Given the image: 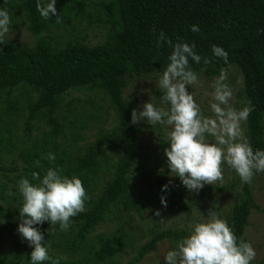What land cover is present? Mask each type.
Wrapping results in <instances>:
<instances>
[{
    "label": "trees",
    "instance_id": "trees-1",
    "mask_svg": "<svg viewBox=\"0 0 264 264\" xmlns=\"http://www.w3.org/2000/svg\"><path fill=\"white\" fill-rule=\"evenodd\" d=\"M36 5L37 0H0V9L9 12L11 22L12 16H17L32 38L30 46L6 42L0 47V101H6L13 90L24 88L27 95L24 133L29 134L33 121H44L48 126L45 142L50 144L48 148L42 142L39 147L34 142L32 149L18 151L17 157L24 165L18 178H27L35 184L32 173L37 172L43 178L50 167L62 169L63 176L80 178L89 197L85 210L72 218L65 233L49 235L52 249H59L73 259L49 255L59 258L60 264H113L127 233H118V223L117 233H93L116 215L119 206L124 212L133 209L140 213L130 180L144 160L137 145L138 129L131 123L133 109L122 97L127 86L125 78L133 75L159 79L172 51L166 43L158 46L161 31L173 43H194L197 54L212 59L208 65L203 60L199 64L189 60L199 76L211 79L219 77L221 70L237 72L240 81L236 97L241 102L236 107L251 108L243 124L245 138L254 151L264 150V0H57L55 7L62 23L55 22L56 16L44 20ZM92 25L104 30L103 40L88 46L84 34ZM193 25L198 26V32L190 30ZM213 45L227 52V64L213 57ZM77 90H98L112 111L110 128L101 130L83 147L71 145L82 137L72 131L67 139L61 121L64 117L58 113L62 96ZM7 108L14 109L12 105ZM84 115L97 120L95 115ZM0 123V151L7 153L13 146L12 127L6 121ZM75 124L68 121L71 129H75ZM60 137L64 143L58 144ZM167 146L168 141L160 145L164 173L169 171L164 155ZM57 148H62L59 153H55ZM105 152L113 157H107ZM48 153L55 154L54 162L43 159ZM36 161L40 162L39 167ZM9 170L15 171L16 167ZM235 180L241 182L237 174ZM235 180L231 187L235 186ZM157 183L164 186V178L159 177ZM215 188L218 192L224 190ZM169 190L161 195L171 196ZM240 190L225 217L238 243L250 207L257 209L249 183L241 182ZM201 191H210V187L205 185ZM136 197L143 195L137 193ZM13 218L0 206V220H5L0 228L17 232L20 221ZM40 226L42 231L50 228L48 222ZM147 234L150 238L124 264H138L147 254L156 252L162 240L176 244L189 232L160 230L156 226L149 228ZM0 264L16 262L0 257Z\"/></svg>",
    "mask_w": 264,
    "mask_h": 264
},
{
    "label": "clouds",
    "instance_id": "clouds-1",
    "mask_svg": "<svg viewBox=\"0 0 264 264\" xmlns=\"http://www.w3.org/2000/svg\"><path fill=\"white\" fill-rule=\"evenodd\" d=\"M56 2L37 0L36 8L44 20L56 16L55 22L62 23ZM10 25L9 12L0 9V45L4 44L10 32ZM190 30L198 32L199 28L193 25ZM157 43L160 47L166 43L172 49L169 62L157 81L162 106L146 102L142 110L133 109L131 123L136 125L143 121L152 127L162 125L170 129L166 133L168 146L164 149L167 168L170 176L179 178L189 192H198L205 185L222 182L224 165L233 170L242 183H251L255 174L264 173V150L254 151L242 128L251 108L238 110L230 105L233 91L225 83L226 72L221 70L209 94L212 115L205 116L188 90L200 83L199 75L189 60L197 64L203 60L208 65L212 59L197 54L194 43H173L162 31ZM211 51L213 57L227 64L228 54L223 48L213 45ZM43 159L54 162L56 156L48 153ZM36 164L40 166L39 161ZM61 173L62 169L50 167L43 178L37 172L32 173V181H37L35 184L27 178L18 181L17 191L22 201L18 209L20 223L17 232L22 242L27 241L33 249L28 264H60L59 258L49 255V242H45L44 234L35 226L48 222V235L57 226L60 231H67L72 218L85 210L89 199L80 178H69ZM168 190L169 185H164L162 191ZM161 204L167 206L164 196ZM155 215L160 216V211L157 210ZM255 257L251 244L243 240L238 243L227 221L209 210L205 222L195 223L189 235L179 240L173 250L166 252L164 264H252Z\"/></svg>",
    "mask_w": 264,
    "mask_h": 264
},
{
    "label": "rangeland",
    "instance_id": "rangeland-1",
    "mask_svg": "<svg viewBox=\"0 0 264 264\" xmlns=\"http://www.w3.org/2000/svg\"><path fill=\"white\" fill-rule=\"evenodd\" d=\"M16 17L12 16L10 32L0 47L4 46L6 42L31 45L30 34ZM103 33V29L92 25L85 30L84 41L88 46H95L103 40ZM225 72L227 76L225 82L233 91L230 105L238 109L236 106L241 100L236 97V91L239 87L240 77L233 69ZM216 78L205 79L199 76L200 83L192 85L188 89L205 116L212 115L210 110L212 101L209 94L213 91L212 85ZM125 81L127 86L123 90L122 97L132 109L142 110V106L146 102H152L157 107L162 106L159 99L161 92L157 87L158 78L128 75ZM24 90V88L15 89L6 101H0V121L8 122L13 133V137L10 139L13 146L10 147L9 152L0 151V167L4 169L0 171V206L4 208L5 214H13V219L18 222L20 221L18 209L21 207L22 198L17 191V184L21 179L18 178L22 172L21 167L24 165L17 157V153L22 149H32L34 142L39 147H41L42 142L45 147H50V144L45 142L48 126L44 121H33L29 134L24 133V121L27 114L25 109L27 95H25ZM101 95L98 90H77L62 96L58 113L59 117H64L61 120L64 126V134L67 139H69V133L72 131L79 133L82 137L80 140L76 139L75 144L71 145L83 147L84 144L92 142L101 130L105 131L110 128L112 111L107 108L106 103L101 99ZM9 105H12L14 109H8ZM164 107L167 106L164 105ZM87 113L95 115L97 120H89L84 115ZM68 121L76 123L75 129L70 128ZM132 125L138 129L137 145L144 159L141 161V168L133 171L130 180L133 187L132 194L140 206V213L138 214L133 209L124 212L119 206L116 215L110 216L109 220L93 233V235L117 233L116 223L119 225V234L127 233L128 236L124 240L123 247L116 253L113 264H124L131 259L140 245L150 238V235L147 234L149 228L158 226L160 230L178 229L190 232L195 223L205 222L209 210L215 211L219 218L225 220L236 201L237 194H241V182L235 180L236 173L227 165H224V180L222 182L206 185L210 187V191L189 192L179 178L171 177L169 171L164 173L163 153L160 145L167 141L166 133L170 129L162 125L152 127L143 121ZM0 126H2L1 123ZM209 141L211 142L210 137ZM57 142L58 144L64 143V139L60 137ZM61 149L57 148L55 153H59ZM105 154L107 157H113L107 152ZM12 167H16V170L10 171L9 169ZM159 177L164 178L165 185H169L171 193V196H165L166 207L161 204V192L166 191H162L163 186L157 183ZM234 180L236 184L231 187ZM170 181L171 183H169ZM215 187H223L224 190L218 192ZM249 190L252 202L257 209L250 207L247 225L243 229L241 239L250 243L255 250L256 257L252 264H264V173L254 175L252 182L249 183ZM10 192L13 195H9ZM137 193H141L143 197H136ZM157 210L160 211V216L155 215ZM4 222V219L0 220V223ZM35 227L45 235L49 245H51L48 229L42 231L40 225ZM6 231L9 234L4 235ZM6 231L0 228V257L16 262V264H28L33 249L29 247L27 241L22 242L20 235L15 230L9 228ZM60 232L65 233V231L55 229L53 234L57 235ZM175 247L176 244L173 241L164 239L158 244L156 252L147 254L138 264H164V255ZM49 253L56 257L60 256L63 260L71 258L64 255L66 253L59 249L53 250L51 246H49ZM16 257L19 258L16 259Z\"/></svg>",
    "mask_w": 264,
    "mask_h": 264
}]
</instances>
